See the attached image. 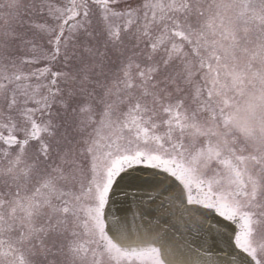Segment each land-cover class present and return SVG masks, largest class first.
Returning a JSON list of instances; mask_svg holds the SVG:
<instances>
[{
	"label": "snow or ice",
	"instance_id": "obj_1",
	"mask_svg": "<svg viewBox=\"0 0 264 264\" xmlns=\"http://www.w3.org/2000/svg\"><path fill=\"white\" fill-rule=\"evenodd\" d=\"M0 264H264V0H0Z\"/></svg>",
	"mask_w": 264,
	"mask_h": 264
},
{
	"label": "water",
	"instance_id": "obj_2",
	"mask_svg": "<svg viewBox=\"0 0 264 264\" xmlns=\"http://www.w3.org/2000/svg\"><path fill=\"white\" fill-rule=\"evenodd\" d=\"M187 258V255L186 254H182V253H177L176 255V259H186Z\"/></svg>",
	"mask_w": 264,
	"mask_h": 264
}]
</instances>
